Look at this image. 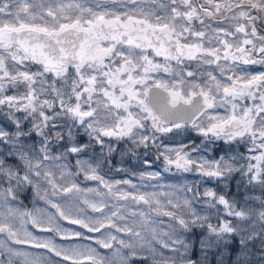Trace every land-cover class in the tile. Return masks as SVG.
Listing matches in <instances>:
<instances>
[{
    "label": "snow or ice",
    "instance_id": "snow-or-ice-1",
    "mask_svg": "<svg viewBox=\"0 0 264 264\" xmlns=\"http://www.w3.org/2000/svg\"><path fill=\"white\" fill-rule=\"evenodd\" d=\"M0 264H264V0H0Z\"/></svg>",
    "mask_w": 264,
    "mask_h": 264
}]
</instances>
